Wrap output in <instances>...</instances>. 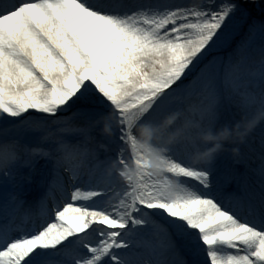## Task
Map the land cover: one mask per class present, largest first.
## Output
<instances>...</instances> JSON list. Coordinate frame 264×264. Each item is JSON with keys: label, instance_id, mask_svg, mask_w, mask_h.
<instances>
[{"label": "snow or ice", "instance_id": "snow-or-ice-1", "mask_svg": "<svg viewBox=\"0 0 264 264\" xmlns=\"http://www.w3.org/2000/svg\"><path fill=\"white\" fill-rule=\"evenodd\" d=\"M259 117L264 0H0V264H264Z\"/></svg>", "mask_w": 264, "mask_h": 264}, {"label": "clouds", "instance_id": "clouds-1", "mask_svg": "<svg viewBox=\"0 0 264 264\" xmlns=\"http://www.w3.org/2000/svg\"><path fill=\"white\" fill-rule=\"evenodd\" d=\"M260 119L264 117H259L251 123H242L231 129L217 130L216 132H208L196 137L197 142L200 145L210 146L203 150L195 151L192 155V163L194 165H204L210 164L214 159L225 153L228 149L226 145H233L232 154L238 155L239 149L238 145L242 144L247 136L254 130ZM149 138L145 137L147 141ZM153 173L159 175V170L155 167L153 163Z\"/></svg>", "mask_w": 264, "mask_h": 264}, {"label": "rangeland", "instance_id": "rangeland-1", "mask_svg": "<svg viewBox=\"0 0 264 264\" xmlns=\"http://www.w3.org/2000/svg\"><path fill=\"white\" fill-rule=\"evenodd\" d=\"M220 55L226 56L227 55V51L220 53ZM255 131H257V136H259L260 135L259 126H257ZM241 147H243V145H240V148ZM256 147H258V146H256ZM228 161H229V159L226 156H223L222 159L219 160L218 166L220 165L221 168H224L226 170L231 169V162H228ZM232 161H233V159H232ZM241 166H243V164H241Z\"/></svg>", "mask_w": 264, "mask_h": 264}, {"label": "bare ground", "instance_id": "bare-ground-1", "mask_svg": "<svg viewBox=\"0 0 264 264\" xmlns=\"http://www.w3.org/2000/svg\"><path fill=\"white\" fill-rule=\"evenodd\" d=\"M254 131V136H253V139H252V141H251V143H252V145L253 146H259V141H260V138L259 137H257L255 134H257V131H255V130H253ZM243 149V148H242ZM226 154H228V155H232V156H234L233 154H232V152H229V153H226ZM235 157V156H234ZM236 172H239L238 170V166H234V168H233Z\"/></svg>", "mask_w": 264, "mask_h": 264}]
</instances>
